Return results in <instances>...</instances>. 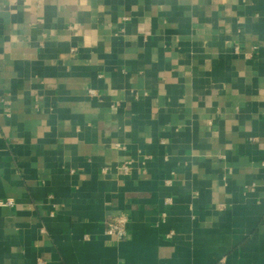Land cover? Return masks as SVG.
<instances>
[{
  "label": "crops",
  "instance_id": "0c3cea01",
  "mask_svg": "<svg viewBox=\"0 0 264 264\" xmlns=\"http://www.w3.org/2000/svg\"><path fill=\"white\" fill-rule=\"evenodd\" d=\"M6 201L0 264H264V0H0Z\"/></svg>",
  "mask_w": 264,
  "mask_h": 264
},
{
  "label": "built area",
  "instance_id": "2783aa9c",
  "mask_svg": "<svg viewBox=\"0 0 264 264\" xmlns=\"http://www.w3.org/2000/svg\"><path fill=\"white\" fill-rule=\"evenodd\" d=\"M0 205L2 206H11V201L1 202ZM126 223L127 220L123 216H118L111 218L107 224L105 233L107 236L115 238L116 240L120 241L123 240L126 237Z\"/></svg>",
  "mask_w": 264,
  "mask_h": 264
}]
</instances>
